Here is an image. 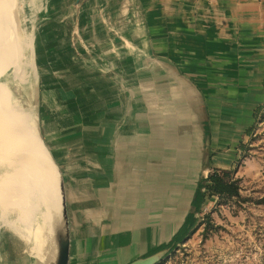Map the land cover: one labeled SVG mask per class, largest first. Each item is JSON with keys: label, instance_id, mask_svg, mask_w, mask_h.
<instances>
[{"label": "crops", "instance_id": "1", "mask_svg": "<svg viewBox=\"0 0 264 264\" xmlns=\"http://www.w3.org/2000/svg\"><path fill=\"white\" fill-rule=\"evenodd\" d=\"M50 12L38 104L66 182L69 264L174 250L208 202L194 208L200 184L237 164L264 107V0H54Z\"/></svg>", "mask_w": 264, "mask_h": 264}, {"label": "rangeland", "instance_id": "2", "mask_svg": "<svg viewBox=\"0 0 264 264\" xmlns=\"http://www.w3.org/2000/svg\"><path fill=\"white\" fill-rule=\"evenodd\" d=\"M53 2L54 0H17L20 34L25 46L30 44L31 47L27 49L24 47L21 79L16 77L13 67L0 77V83L11 92L12 103L24 113L32 111L36 115L42 142L50 154L49 140L44 138L41 130L38 103L41 86L48 79H52L46 78L47 72L40 69L37 51L40 45L39 38L46 36L41 29L47 19L45 17L41 19V14L44 11L48 18L53 17L50 12V5ZM51 94L48 93L47 98ZM240 155L237 164L231 169V175L227 178V181H235L239 193L223 198L219 196L207 198L208 202L197 218L194 232L159 264H264V112L260 114L251 139ZM3 173L0 168V180L4 177ZM60 173L66 201V182L61 170ZM56 193L57 196H53L52 200L55 198L59 200V194L57 191ZM43 205L45 206L44 201L40 205L41 209L37 211L40 215L38 213L34 214L35 217L33 215L32 224L35 228L42 223V214L46 212ZM1 207L2 204H0V264H41L39 255L36 256L32 250L36 236L32 234L30 242H26L14 233L13 225L19 224L18 216L22 213L21 210L17 209L18 212H15L11 206L5 209L6 214L3 215ZM6 221L8 226L11 223V229L5 226ZM53 238L47 239L52 246L47 264L54 262L53 250L57 242Z\"/></svg>", "mask_w": 264, "mask_h": 264}, {"label": "bare ground", "instance_id": "3", "mask_svg": "<svg viewBox=\"0 0 264 264\" xmlns=\"http://www.w3.org/2000/svg\"><path fill=\"white\" fill-rule=\"evenodd\" d=\"M16 4L17 0H0V77L13 67L16 77L21 79L22 54L25 48H30L31 45L25 46L21 37ZM0 168L4 171V177L0 180L2 202L0 204L3 215L6 214L5 209L11 206L15 212H18L17 209L21 210L22 213L18 216L19 224L13 223L17 220L12 222L14 233L26 242H30L34 234L36 238L33 239L32 250L36 256L39 255L38 260L41 264H47L52 247L47 239L54 237L59 229L62 233L66 232L62 216L64 204L62 176L42 142L36 115L32 111L24 113L21 108L14 105L11 101V92L2 83H0ZM56 191L59 200L56 198L52 200L53 196H57ZM42 201L46 212L42 214V223L35 228L32 224L33 215L38 213ZM6 225L8 226V221ZM10 225L11 223L8 227L11 229ZM57 249L55 246L53 250L54 262Z\"/></svg>", "mask_w": 264, "mask_h": 264}, {"label": "trees", "instance_id": "4", "mask_svg": "<svg viewBox=\"0 0 264 264\" xmlns=\"http://www.w3.org/2000/svg\"><path fill=\"white\" fill-rule=\"evenodd\" d=\"M262 112H264V107L257 110V113H256L257 124H258L260 114ZM255 127L256 125L254 126V129ZM230 175H231V171L214 170L205 179L204 184H200L199 189L195 196L194 208H196V210H199L207 198H212L215 196H219L223 198L226 196L237 195L239 191H238V186L236 185L235 181H227V178H229ZM194 222L195 220L193 218L188 219L183 227L184 232H186L188 237L194 232L195 228L190 232V229L194 225ZM176 242L177 240H174L172 244L174 245L173 248L175 247ZM172 245L170 246L171 248H172ZM171 248L168 253L172 251L173 248L172 249Z\"/></svg>", "mask_w": 264, "mask_h": 264}, {"label": "water", "instance_id": "5", "mask_svg": "<svg viewBox=\"0 0 264 264\" xmlns=\"http://www.w3.org/2000/svg\"><path fill=\"white\" fill-rule=\"evenodd\" d=\"M43 141V140H42ZM52 157V156H51ZM53 159V157H52ZM54 161V159H53ZM55 163V161H54ZM56 164V163H55ZM57 166V164H56ZM58 167V166H57ZM59 169V168H58ZM62 191L64 193V204H63V220L65 222L66 232L62 233L60 229L54 234V241L56 240L58 248L57 250V257L53 264H69L70 258V236H69V223H68V210H67V203L65 201V191H64V184L62 180ZM169 251H160L155 254H152L146 258H141L138 260L133 261L130 264H159L163 261V259L168 256L170 253Z\"/></svg>", "mask_w": 264, "mask_h": 264}]
</instances>
